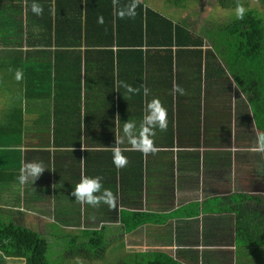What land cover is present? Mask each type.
I'll list each match as a JSON object with an SVG mask.
<instances>
[{"label":"crops","instance_id":"0c3cea01","mask_svg":"<svg viewBox=\"0 0 264 264\" xmlns=\"http://www.w3.org/2000/svg\"><path fill=\"white\" fill-rule=\"evenodd\" d=\"M2 41L0 38V97L9 100L0 101V222L30 228L44 236L56 229L62 234H80L103 226L106 234L121 239L128 251H162L183 264L262 263L263 245H238L240 229L245 232L247 228L253 235L260 232L262 237L264 231V214L258 208L264 200V157L255 150L257 131L253 136L245 134L251 128L256 130L246 103L234 101L235 108L238 104L237 109L242 108L234 113L236 125L225 127V103L216 94L206 106L202 121L191 122L187 107L194 103L186 92L176 95L174 91V86L188 91L185 87L190 78L183 71L186 63L176 65V59L182 58L171 53L172 94L159 97L157 91L152 92L160 78L159 65L151 60L148 63L154 52L144 50L143 68L132 71L137 78L133 105L140 108L139 119H126L124 108L132 103L127 98L117 102L116 81L128 53L112 47L107 53L111 55L115 84L113 123L111 126L107 120L110 104L106 103L102 107L104 124L96 128L91 122L92 105L98 102L93 93H102L99 97L108 100L109 86L85 85L81 73L80 85L66 91L64 72L69 66L63 59L75 58L76 54L47 53L41 47L25 45L16 50ZM100 58L103 61L107 55ZM127 60L129 65L136 62L134 58ZM87 62L81 55V71ZM72 68L75 72L78 66ZM17 70L22 73L19 81L14 76ZM47 77L50 85L45 83ZM202 81L205 88L204 78ZM153 98L166 109L167 127L155 130L152 136L156 151L143 154L129 148L122 128L128 120L136 124L134 132L138 131L145 106ZM85 104L88 109H80L79 115L67 112V107L83 108ZM74 123L79 133L74 130L71 134L68 129ZM111 139L121 141L119 147L127 157L123 168L112 164ZM163 139L169 145H159L158 140ZM28 162H39L45 170L33 183L20 184L19 170ZM140 162V176L136 171L131 177ZM81 176H99L103 187L113 192L114 207L77 203L70 193ZM237 198L239 207L234 201ZM125 211L148 214V223L124 233L121 217ZM22 263L17 258L0 260V264Z\"/></svg>","mask_w":264,"mask_h":264},{"label":"trees","instance_id":"16d2710c","mask_svg":"<svg viewBox=\"0 0 264 264\" xmlns=\"http://www.w3.org/2000/svg\"><path fill=\"white\" fill-rule=\"evenodd\" d=\"M186 1L163 0V4L167 8L170 6L183 10L186 8ZM249 1L218 0L222 8L231 11L236 10L239 5L244 9L243 16L237 19L235 15L228 19V23L206 30L203 27H196V24L190 27L184 20L173 21L167 15L156 11V8L149 7L146 0H135V15L123 18L117 16V10L125 8L132 3V0H115V3L114 0H36L43 9L40 16L33 15L31 11H25L32 0H0V38L4 46L9 45L16 50L25 45L29 48L41 47L47 53L54 51L65 56L76 54L75 58H62L69 66L67 68L69 70L64 72L66 91H73L75 90L73 85H80L81 73L84 74L85 85L109 86V93H107L109 101L99 97L102 93H93L98 102L92 105L91 122L96 128H101L104 124L102 107L106 103L110 104L106 115L107 120L111 126L113 123L112 96L115 84L111 55L109 54L108 57L107 51L110 52L109 49L112 47H119L128 53V56L124 58V68L119 70L116 81L117 102L122 103L127 98L132 103L131 106L124 108L126 119H139L140 108L133 105L137 99L135 91L138 86L137 78L132 71L143 68V51L154 52L147 59L148 63L151 60L159 65L160 78L152 89L153 93L157 91L159 97L160 94H172L171 53L174 51L176 58H182L176 59V65L182 61L186 63L183 71L188 72L190 81L185 90H188L195 81L198 82L204 78L205 81L207 79L210 82L206 85L207 88L216 90L217 96L221 99V94L231 92V85L234 84L236 93L242 96L240 99L250 108L253 124L258 133L264 132V8L262 11L255 7L249 8ZM259 3L263 5L264 0H259ZM9 6L11 8L7 9ZM5 11H8L10 16H6ZM101 19L102 22H99ZM23 34L26 35L25 39L22 37ZM7 36L9 39L6 40ZM206 40L209 43L208 46L205 45ZM82 48L83 51H81ZM101 54L107 55V59L102 61ZM81 55L84 56V61H90L84 64L82 71L79 66ZM129 58H134L136 61L134 65L128 64ZM104 61L107 63L105 64ZM74 64L78 66L75 72L71 70ZM44 67L48 69V66ZM167 78L168 81H166ZM45 83L50 85L48 77ZM125 86H130L134 91L128 92ZM182 92H186L190 97L194 95L195 89L194 92ZM175 93L177 95L181 92L175 91ZM190 98L191 101L200 102L199 97ZM86 107L89 106L85 104L83 108L77 106L66 109L67 112H76L79 115L80 109L85 111L88 109ZM77 125L79 126V121ZM74 130L79 133V128L75 129V123L68 132L72 134ZM114 142L110 140L111 148L114 147ZM158 142L162 146L169 145L165 139ZM129 148L131 149V146ZM262 153L264 157V152ZM141 165L140 162L139 168L131 177H134L136 171H139L138 176H140ZM236 200V207H239L240 200L234 199ZM238 210L241 211V209ZM192 215H195V211ZM147 216L148 214L143 212L125 211L121 217L123 232L132 233L138 227L148 223ZM244 231L240 229L238 234V238L241 237L238 241L239 247L243 244L256 248L259 245L264 246V231H261L263 237L260 232L253 235V232L251 233L247 228ZM53 238L54 249H49V243ZM116 242L119 243L116 251H119L118 255L121 257L120 264H183L175 257L156 250H126L122 254L123 241L118 240L116 236L114 239L113 235L106 234L103 226L98 230H86L80 234H62L56 229L52 234L44 236L30 228L0 222V260L2 261L4 258H17L23 260L22 264H48L46 261L48 250L54 253L53 259L60 255V251L66 252L64 258L75 252L76 255L80 254L82 259H89L90 256L87 253L95 254V250L103 255L105 250ZM94 259L98 261L100 258ZM261 264H264V256Z\"/></svg>","mask_w":264,"mask_h":264},{"label":"clouds","instance_id":"9594fccd","mask_svg":"<svg viewBox=\"0 0 264 264\" xmlns=\"http://www.w3.org/2000/svg\"><path fill=\"white\" fill-rule=\"evenodd\" d=\"M135 8V0H132V3L128 4L125 8L118 9L116 14L120 18L125 16L132 17L135 15ZM25 11H31L33 15L40 16L43 9L36 0H32L31 4L27 6ZM243 12L244 9L238 5L235 10L236 18L240 19L243 16ZM99 22H102V19ZM14 76L15 79L19 81L22 73L17 70ZM125 87L128 92L134 91L130 86ZM174 91L182 93V89L178 86H174ZM166 127V109L161 105L158 99L153 98L145 106L144 115L139 124V130L134 132L136 124L126 120L123 123L122 132L124 139L127 140L132 150L148 154L149 152L154 153L156 151L152 141V136L155 134V130L158 129L163 131ZM120 142V140L115 141V146L112 148V164L117 169L123 168L127 164V157L122 154L123 150L119 147ZM255 150L257 152H264V132H258L256 134ZM44 170L45 169L39 162L22 163L17 177L18 182L20 184H24L26 181H31L33 183ZM70 195L77 203L85 204L90 207L105 204L111 209L115 205L113 192L110 189L103 187L99 176H81L79 181L72 188Z\"/></svg>","mask_w":264,"mask_h":264},{"label":"rangeland","instance_id":"374dc122","mask_svg":"<svg viewBox=\"0 0 264 264\" xmlns=\"http://www.w3.org/2000/svg\"><path fill=\"white\" fill-rule=\"evenodd\" d=\"M149 5V7L155 9L159 13H162L163 15H167L168 18L176 20H184L187 24L190 25V27L197 25L196 27H203L206 30H212L214 27H218L220 25H223L225 23H228V19L233 18L235 16V10L231 11L230 9H224L220 6L218 0H187L186 1V8L183 10L176 9L175 7H170L167 8L163 4V0H146ZM248 7L252 8L255 7L262 11L264 8V4L261 5L259 3V0H250L248 3ZM9 8V7H8ZM11 8V7H10ZM9 8V9H10ZM163 11H161V10ZM170 9V10H168ZM167 10V13L165 14V11ZM264 12V11H263ZM173 20V21H174ZM213 24V25H212ZM205 45L208 46L209 43L207 40L205 41ZM192 79V77H191ZM198 81L191 85L188 91L194 92V95H190V97H199V103L196 101H192L194 103L193 106H188L187 109H189V112L191 114L190 121H202L203 116L206 113V106H208L210 101H213V99L216 96V90L214 91L212 88L208 89L207 86L204 88V81ZM200 82V83H199ZM202 82V83H201ZM210 82L209 80L206 79L205 84L208 85ZM199 93V95H198ZM198 95V96H197ZM207 95V96H206ZM188 97V99L191 101V98ZM242 96L240 94L236 93V88L234 84L231 85V92H227L225 94H221V100L223 103H225V108H223V115H224V110L226 109V113L224 115L225 120L227 123L224 121L223 123L226 124L225 127H232L236 125V120L237 117L234 114L236 111L239 112L242 107L237 109V105L235 108L234 101L235 100H241ZM9 99L5 96L0 97V101H8ZM188 100V101H189ZM225 100V101H223ZM231 100L232 103H229ZM228 103V104H227ZM223 107V104H222ZM195 117V118H192ZM236 118V119H235ZM227 132V129L224 131L223 130V136ZM256 130L254 128H251L250 131L245 132L246 136H249L253 133L255 134ZM252 144V143H251ZM250 144V145H251ZM58 238H60L57 235H54ZM118 238V237H117ZM49 241H51L49 239ZM118 242L115 244H112V246L108 247L103 255H100V253L94 250L95 254L87 253L90 258L87 259H82V256L80 254L76 255V253H72L69 257L66 256V252L60 251V255H57V258L53 259V252L48 250L47 254V259L46 261L48 264H120L121 257L119 254V251H116V247L118 246ZM53 248L54 249V238L52 241L49 243V249ZM126 250L130 249L127 247H124ZM97 254V255H96ZM100 255V256H99ZM95 257L100 258L98 261H95Z\"/></svg>","mask_w":264,"mask_h":264},{"label":"flooded vegetation","instance_id":"af4514ba","mask_svg":"<svg viewBox=\"0 0 264 264\" xmlns=\"http://www.w3.org/2000/svg\"><path fill=\"white\" fill-rule=\"evenodd\" d=\"M254 204L256 205V203H254ZM258 208H259L260 214L263 215L264 214V200L262 202V205H259Z\"/></svg>","mask_w":264,"mask_h":264}]
</instances>
